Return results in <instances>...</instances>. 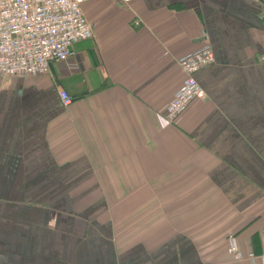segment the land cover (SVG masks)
I'll return each mask as SVG.
<instances>
[{"label": "crops", "instance_id": "obj_1", "mask_svg": "<svg viewBox=\"0 0 264 264\" xmlns=\"http://www.w3.org/2000/svg\"><path fill=\"white\" fill-rule=\"evenodd\" d=\"M88 2L73 60L0 77V264H263L264 1Z\"/></svg>", "mask_w": 264, "mask_h": 264}, {"label": "built area", "instance_id": "obj_2", "mask_svg": "<svg viewBox=\"0 0 264 264\" xmlns=\"http://www.w3.org/2000/svg\"><path fill=\"white\" fill-rule=\"evenodd\" d=\"M88 1L91 0H0V77L44 75L53 63L73 60L74 44L93 36L92 25L82 9ZM120 1L127 5L133 0ZM213 61L207 42L177 58L184 79L166 106L168 118H175L191 101L204 97L196 74ZM58 95L63 106L69 105L71 99L66 91L59 90ZM229 250L234 259H241L233 242ZM249 260L254 263L255 256L249 254Z\"/></svg>", "mask_w": 264, "mask_h": 264}, {"label": "rangeland", "instance_id": "obj_3", "mask_svg": "<svg viewBox=\"0 0 264 264\" xmlns=\"http://www.w3.org/2000/svg\"><path fill=\"white\" fill-rule=\"evenodd\" d=\"M96 1L98 2V1H100V0H93V1H89V2H90V4H91V3H94V2H96ZM179 1H181V3H184V6H188V3H189L190 1H192V0H179ZM89 2H88V3H89ZM87 17H88V19H91V18H92L91 15H90V16L87 15Z\"/></svg>", "mask_w": 264, "mask_h": 264}, {"label": "water", "instance_id": "obj_4", "mask_svg": "<svg viewBox=\"0 0 264 264\" xmlns=\"http://www.w3.org/2000/svg\"><path fill=\"white\" fill-rule=\"evenodd\" d=\"M261 1H263V0H261Z\"/></svg>", "mask_w": 264, "mask_h": 264}]
</instances>
